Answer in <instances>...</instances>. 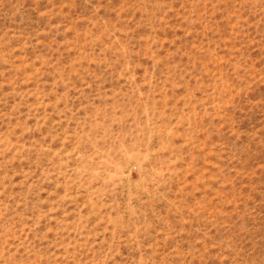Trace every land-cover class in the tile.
<instances>
[{
    "label": "rangeland",
    "instance_id": "rangeland-1",
    "mask_svg": "<svg viewBox=\"0 0 264 264\" xmlns=\"http://www.w3.org/2000/svg\"><path fill=\"white\" fill-rule=\"evenodd\" d=\"M0 264H264V0H0Z\"/></svg>",
    "mask_w": 264,
    "mask_h": 264
}]
</instances>
